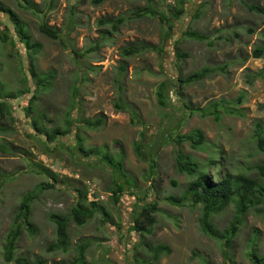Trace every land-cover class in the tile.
Masks as SVG:
<instances>
[{"label":"rangeland","instance_id":"obj_1","mask_svg":"<svg viewBox=\"0 0 264 264\" xmlns=\"http://www.w3.org/2000/svg\"><path fill=\"white\" fill-rule=\"evenodd\" d=\"M27 1L36 5V12ZM27 1L0 0V5L17 16L31 43L39 45L36 53L29 54L35 71L47 78L45 83L50 86L35 88L28 73V51L19 43L8 14L0 13V92L21 95L29 87L26 96L8 100L16 120L14 129L0 131V264H14L5 261L4 245L9 232L19 224L12 259L20 256L29 263L72 264L83 244L85 264H253L251 251L263 258V216L246 215L226 260L222 243L200 228L201 206L191 207L189 201L176 206L167 198H179L191 181L176 170L174 150L176 137L195 130L203 133V148L194 150L187 142L178 147L192 156L214 183L227 174H242L264 186V177L252 169L264 165V154L257 151L253 138L256 123L264 131V0H182L185 14L169 25H163L157 16H133L149 6L169 16L163 0H152L150 5L145 0H106L98 7L89 0H57L50 9L48 0ZM248 6L261 10L249 11ZM117 18L123 23L115 30L110 24L98 23ZM41 20L57 32L58 39L39 32ZM169 26L170 36L164 41ZM143 46L162 48V52L141 50L123 56V49ZM261 47L262 57L253 58L254 49ZM175 52L187 57L176 61ZM204 67L215 71L181 91L172 89L169 108L158 106L155 92L161 82L175 88L177 77L183 80ZM117 101L126 111L115 109ZM28 106L31 117L40 115L39 125L68 130V134L53 141L37 134L24 112ZM194 109L206 114L216 111L218 120L213 115L202 117ZM97 118H102L103 124L88 129L85 122ZM9 126L8 119H0V127ZM151 136L162 137L159 151L149 156L144 149L139 156L136 146H143ZM100 153L120 163L126 180L101 163ZM210 160L216 164L209 165ZM49 162L60 174L54 173L55 181L39 174L34 166ZM117 179L124 191L115 204L111 190ZM129 180L134 181L131 186ZM46 182L53 188H40ZM92 186L105 199L95 203L94 210L87 198L83 208L89 215L78 225L70 218L78 200L75 188L88 194ZM28 194L33 196L29 203L33 234L27 231V224L15 221ZM154 201L158 212L151 234L133 231L134 219L143 206ZM51 214L67 219L65 251L46 250L57 239ZM232 218L230 207L210 222L220 232ZM144 243L167 246L170 254L149 263L151 254Z\"/></svg>","mask_w":264,"mask_h":264},{"label":"trees","instance_id":"obj_2","mask_svg":"<svg viewBox=\"0 0 264 264\" xmlns=\"http://www.w3.org/2000/svg\"><path fill=\"white\" fill-rule=\"evenodd\" d=\"M27 1V0H26ZM57 0H48L46 2L47 8H52L53 4ZM86 1V0H84ZM106 0H89V3L94 6L98 7L102 5ZM149 5L152 3V0H145ZM28 6L36 12V5L32 2H28ZM184 2L182 0H176L175 7H168V13L169 16H166L163 12L157 13L153 9V7L149 6L148 8L142 9L139 14H133V16H137L138 18H141V16L149 15V16H157L160 22L164 24H170V22H173L174 19H180L183 14H185L184 8H183ZM249 11H257L260 12V8L255 6H248ZM0 13L6 15L8 14L7 18L12 24L15 35L22 45L25 46L26 50L28 51L29 55V70L28 73L30 75V80L33 82V84L36 82L35 88L37 89L39 86L43 87L44 89H47L50 86V82H46L47 78H43L41 75H39L33 66V61L30 57L29 53H36L39 50V45H35L31 43V40L27 34V32L24 29V25L18 20L17 16L13 14V12L8 11L5 7L0 5ZM100 25H111L112 29H116L118 25L123 23V19L117 18L115 20L110 19H101L98 21ZM170 29L171 26H169V32L165 33L163 35L164 41L167 37L170 36ZM6 30H8L6 28ZM39 32L43 35L47 36L50 39H58V34L53 29H50L46 26L45 22L41 20V25L39 26ZM186 35H189L187 30L185 31ZM249 32H252V30H249ZM205 39V37H203ZM6 40V37H2V41L4 42ZM98 48V47H97ZM159 51V53L162 52V48L157 49L153 46H143L141 48L139 47H128L123 49L122 53L123 56L129 57L136 53H139L140 51ZM27 55V52H26ZM27 55V56H28ZM263 55V48H257L253 51V58L259 59ZM176 61H179L183 57H187V54H178L175 52ZM244 60H247L245 58ZM121 70H124L123 67ZM220 70H224V68H220ZM215 71V68H209L204 67L198 72H194L191 75L187 76L185 79L181 80L180 78H176L174 81L175 88H171L169 86V83L164 81L161 82L158 85L157 91L155 92V97L157 104L160 108L166 109L172 106V101L170 98V91L173 89L174 91L179 89L181 91L183 89V86L189 85L193 82H197L199 80H202L206 78L209 74L213 73ZM261 72L256 75V77H259ZM28 81H26V86H28ZM177 83V84H176ZM29 91V87L23 91V94L19 95L16 94H8L4 95L2 92H0V119L6 120L8 119L10 121L9 127H0V131L6 132L13 130V124L16 121L10 111V106L8 104L9 101L16 100L22 96H26ZM176 92V91H175ZM19 95V96H17ZM179 96V95H178ZM35 99V95H33L29 101L31 104V100ZM239 100L236 101L237 104H239ZM115 109L118 111H126V107H124L123 103H120V101L115 102ZM185 109L187 110V107L185 106ZM31 108L28 106L24 109L26 117L30 119V127L39 135L44 136L46 139L53 141L56 137L60 135L68 134V130H58V129H46L45 127L39 125L38 121L41 117L40 115L36 114L35 117H31ZM132 114V117L136 119V114L131 110L129 111ZM194 113L200 114L202 117H205L207 115H213L215 120H218V114L217 112H210L206 114L204 110L200 109H194ZM67 124V123H66ZM103 124L102 118H97L91 121H86L85 125L88 129H96L100 127ZM50 132V133H49ZM51 132H53L51 134ZM153 136L148 138L147 143L143 146H136V153L139 156H142V153L145 151V155H156L159 151L162 137H158L157 139H153ZM77 138V137H76ZM253 138L256 142V149L258 152L264 154V131L261 128V125L259 123L255 124V128L253 131ZM80 141V138H78ZM176 143H175V164H176V170L180 174H184L191 178V181L189 182L187 188L183 192V194L179 198L174 197H168L167 201L176 206L183 205L185 201L190 202L191 207H195L197 205L201 206V216L199 218V225L202 230V232L222 243L223 250H224V256L226 257V260L228 259V251L230 250V245L232 242V239L236 236L238 233V230L240 229L244 218L249 212L256 213L260 216L264 217V186L260 183V181L255 180L254 178L248 177L246 175L237 174V175H230L227 174L224 178L219 180L218 182L214 183L212 181V178H210L207 175V172L202 169V166L198 164L196 160L192 158L190 155H186L183 153V151L178 147V145L182 142H187L190 147L194 150L202 149L203 146L206 144V141L204 139L203 133L200 130L192 131L190 134H187L185 136H178L176 137ZM80 143V142H79ZM81 147V143L79 144ZM45 150H48V147L46 145ZM3 150V149H2ZM81 150V148H80ZM50 152V151H49ZM90 153V152H89ZM89 153L88 156L90 155ZM22 156L25 154L21 153ZM26 156V155H25ZM101 156V153H100ZM87 157V156H86ZM90 157V156H89ZM91 158V157H90ZM101 163H105L108 165L111 169L116 170L118 173L119 178L123 177L126 180V175L121 172L120 169V163H114L110 158H107V156H101L100 158ZM153 163V162H152ZM216 164L214 160L209 161V165ZM39 169V174H45L49 180H56L57 177L56 174H54L49 168H46L41 163L35 164ZM252 169L257 170L262 177H264V165L258 164L254 166ZM153 172V169L150 170ZM130 185L133 184L134 181L129 180ZM172 184L175 185L174 182ZM114 189H112V200L116 204L119 201L118 194H121L124 191V186H122V183H120L117 180L113 182ZM53 184L46 182L45 184H41L40 188L42 189H50L53 188ZM77 202L74 209L71 210V216L78 225L84 224L85 219L89 215L87 211L83 208L85 202L87 201V193L80 188H75ZM33 199V196L31 194H28L25 196L21 202V205L19 207V213L17 217L15 218V221L23 222L22 224H27V231L33 234L32 225L29 222V203ZM91 207L95 210V203H89ZM233 209V218L231 222L228 224V226L224 229H222L220 232H218L213 225L210 222V218L221 214L225 212L228 208ZM158 212V203L157 202H151L149 204H146L143 206L142 210L140 211L138 217L134 219L133 226L131 229L139 234H151L153 230V226L155 225V218L154 214ZM106 214H104L105 216ZM51 219L56 224V242L53 244H50L47 246L46 250L48 252L51 251H57V250H63L65 251L67 249V232H66V223L67 219L56 215L51 214ZM21 224H19L20 226ZM19 226H15V229H12L6 240L4 245V259L7 262L13 261L14 264H45L41 260H36L32 263H29L27 259L22 257H16L14 260L13 254H14V243L17 239V236L19 235ZM150 252L151 258L148 260L149 263L151 262H157L158 259L162 254L169 255L170 249L167 246L164 245H151L149 243L143 244ZM86 251V245L83 244L79 246L77 250V258L73 261L72 264H85V257L84 253ZM250 258L253 264H264V257L260 258L256 255L254 251L250 252ZM229 260V259H228Z\"/></svg>","mask_w":264,"mask_h":264},{"label":"built area","instance_id":"obj_3","mask_svg":"<svg viewBox=\"0 0 264 264\" xmlns=\"http://www.w3.org/2000/svg\"><path fill=\"white\" fill-rule=\"evenodd\" d=\"M163 2L166 4V6L168 7H175L176 5V0H163ZM46 168H49L53 173H57V170H54V164L53 162H49L47 164H45ZM62 173V172H61ZM67 173V172H65ZM65 173H63L62 175H66ZM60 175V174H59ZM90 190H88V194H87V198H88V203H99V202H103L105 197L103 194L99 193V191L95 190V186H92V189L89 188Z\"/></svg>","mask_w":264,"mask_h":264}]
</instances>
